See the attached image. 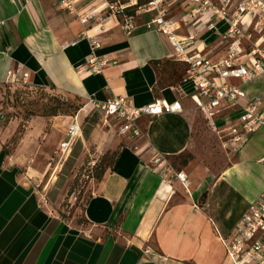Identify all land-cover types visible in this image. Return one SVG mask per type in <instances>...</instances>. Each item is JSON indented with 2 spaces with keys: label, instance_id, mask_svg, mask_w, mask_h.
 Returning a JSON list of instances; mask_svg holds the SVG:
<instances>
[{
  "label": "crops",
  "instance_id": "obj_1",
  "mask_svg": "<svg viewBox=\"0 0 264 264\" xmlns=\"http://www.w3.org/2000/svg\"><path fill=\"white\" fill-rule=\"evenodd\" d=\"M186 1L170 4L165 17L180 24ZM74 6L97 13L82 24L58 0H0V80L8 72H28L29 83L80 99L67 129L76 121L82 141V121L102 113L96 105L113 97L127 96L137 107L179 100L182 112L142 114L138 136H115L120 121L114 116L103 125L96 121L88 140L118 149L84 204L82 223L62 218L53 207L57 201L41 198L21 171L61 121L35 117L27 126L17 119L0 125V264H233L222 239L233 236L264 190V128L235 143L223 127L240 125L241 106L212 119L195 107L193 84L183 81L186 64L166 35L147 26L151 14H136L125 32L104 0ZM225 27L219 22L208 31L200 21L181 23L179 33H195L188 52L215 61L225 54L218 34ZM91 52L105 60L98 71L86 64ZM227 82L239 84L247 99L260 96L264 107V75Z\"/></svg>",
  "mask_w": 264,
  "mask_h": 264
},
{
  "label": "built area",
  "instance_id": "obj_2",
  "mask_svg": "<svg viewBox=\"0 0 264 264\" xmlns=\"http://www.w3.org/2000/svg\"><path fill=\"white\" fill-rule=\"evenodd\" d=\"M77 0H58L61 8L74 12L82 24L96 15V10L79 12L74 4ZM104 0L105 8L120 20L121 28L129 32L135 23L136 13L151 14L147 26L168 37L174 47L177 60L186 64L183 81L193 84L191 99L195 107L201 109L205 117L212 119L223 109L239 105L243 112L240 125L228 124L223 127L228 131L231 140L240 143L260 128H264V107L260 96L246 98V93L239 84L229 83L227 79L236 78L240 83L264 75V0H187V11L180 24L202 22L208 31L217 30V23L223 22L226 27L218 32L225 42V54L215 61L198 51L188 52L197 40L195 33H179L178 21L166 18V11L176 0ZM139 3V5H137ZM137 5L138 10H130ZM135 11V12H134ZM93 40L91 49L96 47ZM105 60L98 59L93 52L86 59L92 71H98ZM8 82L24 84L28 82V72L7 73ZM247 99L241 104V100ZM103 116H114L120 121L119 134L138 136L140 129L138 119L142 114L159 115L162 113L182 112L179 100L171 103L156 100L143 106H135L131 98L117 96L97 104ZM80 134L79 124L74 121L67 129V138L60 143L62 152L70 151L71 146ZM154 162L160 165L162 160L155 157ZM176 177L182 184L187 180L183 173ZM226 255L233 264H264V190L251 203L242 215L231 238L222 239Z\"/></svg>",
  "mask_w": 264,
  "mask_h": 264
},
{
  "label": "rangeland",
  "instance_id": "obj_3",
  "mask_svg": "<svg viewBox=\"0 0 264 264\" xmlns=\"http://www.w3.org/2000/svg\"><path fill=\"white\" fill-rule=\"evenodd\" d=\"M137 5L130 7V10H138ZM7 80L8 77L0 80V125L17 119L27 126V122L35 117H56L62 124L56 135L54 131L50 133L52 138L45 146L37 147L32 160L24 163L22 173L41 198L57 201L53 207L62 218L74 217L82 223L84 204L91 196L94 185L112 163L118 149L110 145L99 146V139L88 140L96 121L103 125L105 117L98 111L87 115L82 121L84 141L76 139L70 151L62 152L59 143L67 133L70 116L76 115L82 107L81 100L56 89L36 87L29 82L16 84ZM104 128L107 129L105 125ZM225 132L229 135L228 131ZM117 134L120 135L116 132L115 136ZM43 141L42 138L38 139L41 145Z\"/></svg>",
  "mask_w": 264,
  "mask_h": 264
},
{
  "label": "trees",
  "instance_id": "obj_4",
  "mask_svg": "<svg viewBox=\"0 0 264 264\" xmlns=\"http://www.w3.org/2000/svg\"><path fill=\"white\" fill-rule=\"evenodd\" d=\"M141 1H142V0H140L139 2H141ZM34 86H35V85H34ZM36 87H38V86H36ZM40 88H42V87H40ZM52 89H53V88H52ZM115 155H116V154H115ZM112 162H113V161H112ZM111 164H112V163H111ZM111 164H110V165H111ZM109 167H110V166H109ZM100 178H101V177H100Z\"/></svg>",
  "mask_w": 264,
  "mask_h": 264
}]
</instances>
